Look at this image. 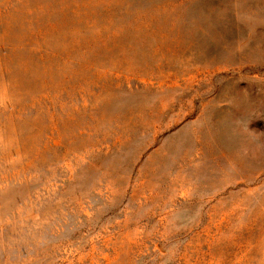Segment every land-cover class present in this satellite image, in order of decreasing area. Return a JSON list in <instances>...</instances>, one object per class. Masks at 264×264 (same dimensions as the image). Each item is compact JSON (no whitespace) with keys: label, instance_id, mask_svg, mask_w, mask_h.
I'll return each mask as SVG.
<instances>
[{"label":"rangeland","instance_id":"rangeland-1","mask_svg":"<svg viewBox=\"0 0 264 264\" xmlns=\"http://www.w3.org/2000/svg\"><path fill=\"white\" fill-rule=\"evenodd\" d=\"M0 264H264V0H0Z\"/></svg>","mask_w":264,"mask_h":264}]
</instances>
